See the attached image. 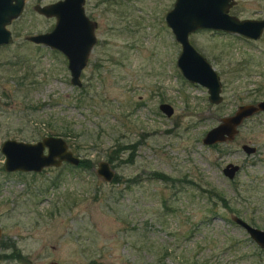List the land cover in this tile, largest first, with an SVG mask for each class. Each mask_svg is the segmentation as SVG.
Instances as JSON below:
<instances>
[{
	"label": "rangeland",
	"instance_id": "obj_1",
	"mask_svg": "<svg viewBox=\"0 0 264 264\" xmlns=\"http://www.w3.org/2000/svg\"><path fill=\"white\" fill-rule=\"evenodd\" d=\"M51 1L26 0L8 24L12 42L0 45V146L61 135L85 164L7 172L0 151L1 240L20 250L4 259L10 248L0 246V264H264V248L232 219L264 229V110L233 139L202 142L239 104L264 99V28L257 39L189 33L220 76L214 103L176 63L181 45L165 21L174 0H85L97 39L78 86L60 50L25 38L52 28L55 17L34 9ZM229 12L263 18L264 0H235ZM102 159L111 180L96 172ZM228 162L239 165L233 178Z\"/></svg>",
	"mask_w": 264,
	"mask_h": 264
},
{
	"label": "water",
	"instance_id": "obj_2",
	"mask_svg": "<svg viewBox=\"0 0 264 264\" xmlns=\"http://www.w3.org/2000/svg\"><path fill=\"white\" fill-rule=\"evenodd\" d=\"M234 1L174 0L165 14L167 25L181 45L176 60L178 67L188 80L206 86L208 99L214 103L222 100L220 76L208 59L190 42L189 33L196 28L207 27L239 33L252 39L259 38L264 28V17L239 18L229 12ZM25 2L26 0H0V45L12 42L8 24L22 13ZM84 2L85 0H55L45 4L36 3L34 9L44 16H54L55 23L50 30L25 36L29 41L60 50L68 60L70 81L78 86L82 84V69L97 39L94 32L96 22L85 13ZM159 108L166 115H171L174 110L168 102H160ZM262 110L264 99L239 104L232 113L222 116L216 125L205 132L202 142L211 145L232 139L244 118ZM243 148L248 152L254 149L248 144H244ZM0 151L4 155L5 170L40 171L48 166H59L64 161L72 165H77L80 161V156L68 147L66 139L61 135L48 134L35 141L6 138ZM238 167L237 164L228 162L223 172L231 178ZM96 172L105 180H111L115 176L114 169L105 159L98 162ZM232 219L264 248V229L253 226L238 215H232ZM47 264L59 263L51 260Z\"/></svg>",
	"mask_w": 264,
	"mask_h": 264
},
{
	"label": "flooded vegetation",
	"instance_id": "obj_3",
	"mask_svg": "<svg viewBox=\"0 0 264 264\" xmlns=\"http://www.w3.org/2000/svg\"><path fill=\"white\" fill-rule=\"evenodd\" d=\"M67 63H68V60H67ZM243 121V120H242ZM240 125V124H239ZM239 125H238V127H239ZM238 127H237V129H238ZM237 133H238V131H237ZM236 133V134H237ZM235 134V135H236ZM234 135V136H235ZM233 139V138H232ZM19 140H21V139H19ZM218 143V142H217ZM244 144H248L249 146H252V147H254V149L251 151V152H248L247 150H245L244 148H243V145ZM241 149L244 151V152H246L247 154H250V153H254L256 150H257V147L255 146V145H253V144H250L249 142H242L241 143ZM235 164H237V163H235ZM238 165V164H237ZM239 166V165H238ZM223 168H224V166H223ZM223 168H222V172H223ZM3 169H4V167H3ZM44 169V168H43ZM42 169V170H43ZM5 170V169H4ZM42 170H40V171H42ZM238 170H239V167H238V169L234 172V175L231 177V178H233L235 175H236V173L238 172ZM5 171H7V172H14V171H21V172H38V171H22V170H5ZM224 173V172H223ZM3 228H2V226L0 225V246H2L3 244H4V246H5V248L6 249H8V248H10L9 250H6V251H4V252H2V254H1V256L4 258V259H11V258H14V259H17L16 257V255L17 254H19L20 255V250L18 249V247L16 246V243H15V241L14 240H11V241H9V240H1V238H2V233H3V230H2ZM11 249H12V251L13 252H11Z\"/></svg>",
	"mask_w": 264,
	"mask_h": 264
},
{
	"label": "trees",
	"instance_id": "obj_4",
	"mask_svg": "<svg viewBox=\"0 0 264 264\" xmlns=\"http://www.w3.org/2000/svg\"><path fill=\"white\" fill-rule=\"evenodd\" d=\"M130 146V145H129ZM133 146V145H132ZM119 148H122L121 146H119ZM124 149H125V146H124ZM131 159V158H130ZM79 164L81 165V166H83L84 164H85V162H84V160L82 159V161H80L79 162ZM78 164V165H79ZM76 166V165H75ZM151 173H153L154 175V177H157V178H159V179H163V180H170V179H173V178H171L170 177V175H168V174H166V173H164V172H154V171H152Z\"/></svg>",
	"mask_w": 264,
	"mask_h": 264
}]
</instances>
